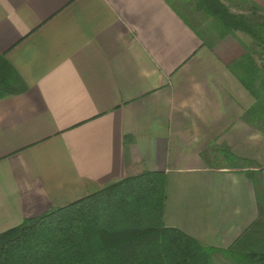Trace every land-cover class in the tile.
Instances as JSON below:
<instances>
[{"label": "crops", "instance_id": "1", "mask_svg": "<svg viewBox=\"0 0 264 264\" xmlns=\"http://www.w3.org/2000/svg\"><path fill=\"white\" fill-rule=\"evenodd\" d=\"M221 2L264 14V0ZM255 44L194 0H0V55L22 87L0 99V234L149 171L167 178L166 227L264 248Z\"/></svg>", "mask_w": 264, "mask_h": 264}, {"label": "trees", "instance_id": "2", "mask_svg": "<svg viewBox=\"0 0 264 264\" xmlns=\"http://www.w3.org/2000/svg\"><path fill=\"white\" fill-rule=\"evenodd\" d=\"M194 2L224 31L245 32L264 49V38L244 15L231 13L221 0ZM21 89L19 76L0 55V99ZM246 164L247 173L259 171ZM166 179L165 173L147 171L26 219L0 234V264H264V248L217 249L166 227Z\"/></svg>", "mask_w": 264, "mask_h": 264}, {"label": "rangeland", "instance_id": "3", "mask_svg": "<svg viewBox=\"0 0 264 264\" xmlns=\"http://www.w3.org/2000/svg\"><path fill=\"white\" fill-rule=\"evenodd\" d=\"M245 17L248 19L249 27H252L259 36L264 38V14L262 15L259 14L258 16H254L250 13H247L245 14ZM246 36L251 41H254L252 36L248 35L247 33H246Z\"/></svg>", "mask_w": 264, "mask_h": 264}]
</instances>
